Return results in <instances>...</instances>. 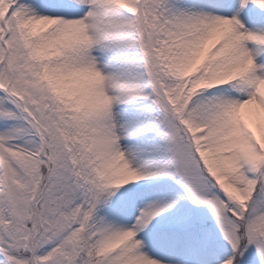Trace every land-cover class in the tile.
Instances as JSON below:
<instances>
[{
  "label": "snow or ice",
  "instance_id": "6c2138e0",
  "mask_svg": "<svg viewBox=\"0 0 264 264\" xmlns=\"http://www.w3.org/2000/svg\"><path fill=\"white\" fill-rule=\"evenodd\" d=\"M0 264H264V0H0Z\"/></svg>",
  "mask_w": 264,
  "mask_h": 264
}]
</instances>
